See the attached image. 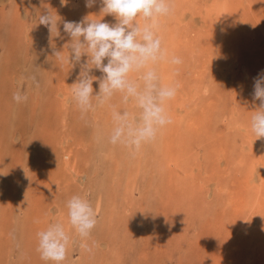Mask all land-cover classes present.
<instances>
[{"label": "rangeland", "instance_id": "374dc122", "mask_svg": "<svg viewBox=\"0 0 264 264\" xmlns=\"http://www.w3.org/2000/svg\"><path fill=\"white\" fill-rule=\"evenodd\" d=\"M228 1V7L220 11L216 0H197L189 7L188 0H173L181 14L160 18L164 47L183 61L180 65L160 63L171 66L170 83L180 84L175 103L180 111H175L177 120L166 131L175 144L159 153L172 166L170 171H162L149 165L150 161L131 168V153L119 149L123 146L117 145L113 153L105 155L96 152L91 131L110 107L82 114L71 91L80 66L72 68L54 56L53 48L65 58L70 52L65 21L90 16L111 25L116 19L101 16L99 2L89 8L85 0H66L64 4L61 0H0V264H54L41 259L37 233L58 221L53 217L56 207L66 206L72 196L94 204L99 191H103L105 205L112 206L113 197L116 202L124 200L116 207L114 225L100 227L103 215L97 214L101 221L87 240L91 251L81 247L71 226L72 244L62 264H118L114 248L121 264H228L230 257L239 256L240 249L246 256L243 264H264V251H258L260 260L252 263L248 259L254 247L246 228L257 217L238 209L241 198L244 202L247 189L258 183L257 175L264 170V137H257L251 129L253 107L257 110L261 102L254 100V88L245 87L248 75L242 64L237 63L238 69H234L238 71L234 89L224 80V72L229 71L224 60L217 67L213 65V60L230 51L221 45L220 57L219 46L212 49L218 32L207 31L209 38L201 37L208 14L207 23L221 24L227 11L234 14L229 23L236 34L246 37L242 33L245 13L237 8L247 6L248 1ZM255 1L264 4V0ZM47 10L57 20L52 33L49 26L39 24L40 15ZM238 39L242 44L244 39ZM247 63L249 70L254 67V61ZM157 67L162 79V67ZM91 74L103 76L97 69ZM132 76L136 78L135 73ZM93 89L94 93L99 91L98 81L93 82ZM17 91L27 95V101L16 103L13 94ZM111 103L124 107L120 94ZM127 107L135 114L140 111L133 105ZM153 152V156L158 155V151ZM68 153H73L70 161ZM179 159L188 166L175 169ZM132 182L133 190L127 188ZM48 202L51 210L46 208ZM127 221L132 223L131 229ZM259 247L264 250L260 240ZM106 257L110 259L105 261Z\"/></svg>", "mask_w": 264, "mask_h": 264}, {"label": "clouds", "instance_id": "9594fccd", "mask_svg": "<svg viewBox=\"0 0 264 264\" xmlns=\"http://www.w3.org/2000/svg\"><path fill=\"white\" fill-rule=\"evenodd\" d=\"M97 2L102 5L101 16L112 15L117 22L110 25L102 19H90V16L81 21H65L63 30L71 38L67 44L70 52L65 58L61 51L53 48L54 56L61 63H70L72 68L76 64L80 66L77 82L71 89L72 99L80 112L87 114L109 106L112 127L107 143L123 146L135 155L143 145L154 142L161 129L172 123L166 104L175 98L180 84L178 81L162 83L157 66L183 63L180 57L169 54L160 36V18L174 12V3L173 0H85L89 8ZM39 24L49 26L51 33L57 28V20L50 10L40 15ZM82 57L87 58L82 60ZM93 69L103 76L92 75ZM133 73L137 74L136 78ZM32 79L39 87L35 77ZM94 81H98L99 89L95 93ZM117 94L124 107L111 103ZM253 98L261 103L251 117V129L257 137H264V73L255 79ZM27 99V95L19 91L13 94L16 103ZM128 105L138 108L139 113L135 114ZM97 139L103 142L102 130L98 131ZM66 207L69 223L82 241L81 247L91 251L87 240L98 223L95 209L88 199L79 195L72 196ZM37 237L41 259L62 264L71 242L64 225L51 223L39 231Z\"/></svg>", "mask_w": 264, "mask_h": 264}, {"label": "bare ground", "instance_id": "6f19581e", "mask_svg": "<svg viewBox=\"0 0 264 264\" xmlns=\"http://www.w3.org/2000/svg\"><path fill=\"white\" fill-rule=\"evenodd\" d=\"M178 1H180V0H178ZM196 1L197 0H188V3L190 4V5H188V7L193 5L192 2H196ZM216 1H217L218 6L221 9L220 11H222L225 8L228 7V3H229L228 0H216ZM247 1H248L247 6H244L243 8H237V11L239 13H241V12L245 13L243 15V18H242V20L245 22V26H243L245 31L244 32L242 31V33H244L245 36L248 38V42L247 43L245 41L246 37H243L240 34L238 36L236 34L237 30H234L232 28L231 23H229L230 21H232V17L234 15V14L230 13V11L226 12L225 18H224V20H223V22L221 24H214V23H212V24L210 23L209 24V23H207L206 21L209 20V14H208V16L206 17V21L203 24V26H204V28L206 30H205L204 33L201 34L202 38L208 39L209 35H206L207 31H210V32L212 31L214 34H216L218 32V34H216V37L214 36V38H213V47H212V49L213 48L216 49L217 46H219L218 55L220 57L222 56V52H223V51L222 52L219 51L223 47L221 45H225V46H227V48L230 49V51L227 54V56L224 55V53H223L224 57L219 59L220 61L217 59V60H213L212 62H214L213 65H215L217 67V65L221 64L222 63L221 61L224 60L223 61L224 62V67L226 69H228L227 65L229 66L228 70L231 71V72H229V71H227V72L223 71V72H224V75H225L224 80H225L226 83L231 84L230 85L231 89H234V87H237V82H236L235 79L237 77V72L238 71L234 70L235 68L238 67L237 63L242 64V66L244 68L245 75H248L247 76L248 77V81L246 82V86H245L247 88V90H253L255 79L258 78L262 73H264V4H260V3L258 4V2L255 1V0H247ZM9 3H8L9 9L10 10L14 9V7H13L14 5L12 7H10L11 6V2H9ZM177 3L179 4V2H177ZM206 11L209 12V10H206ZM173 13L178 14V15L181 14L178 10H176V8L174 9ZM141 23H143L142 20H141ZM238 38L244 39L243 42H241L242 44L238 43V41H239ZM195 40L196 39L194 38V41ZM194 41H192V43H196ZM190 46H192V45H190ZM167 50L169 52L170 48L168 47ZM225 52H226V50H225ZM216 54H217V51H216ZM238 58H240V59H238ZM250 60L252 61V63L254 61V67L249 70V67H248L249 65H248L247 62H250ZM164 65H165V63H164ZM159 66L162 67V68H160L161 71H162L160 74H162L163 83L164 84H170V82H171L170 77H172V75L170 74V72L172 71L171 66H166L165 67V66H162L160 64H159ZM158 68L159 67H157V69ZM163 69H165L164 71H166L168 74L163 72ZM218 75H219L220 78H222V75H220V74H218ZM229 81H231V83ZM186 94L187 93H185L184 95H186ZM69 99L70 98L68 97V99L65 100V101L68 102ZM175 103H176V96H175L174 99L168 101L167 104H166V109H167L169 115L172 118V123L167 125V126H165L163 129H161V131L158 134L157 139L154 142L147 143V144L143 145L141 150L138 153H136L135 155L130 154L132 156L131 158L133 159V161H132L133 163L131 161L129 162L131 164V168L139 167L141 165V163H139V162L150 161L152 164H149V165H154L155 168L157 167L156 170H159L161 168L162 171H165V170H169L170 171V166H172L169 163L170 161H167V159L162 158L164 155H162V156L160 155L159 156V153L163 152L161 149H172L173 146H174L173 144H175V142H170L168 135H166L167 134V132H166L167 129L172 126V124L175 122V120H177L176 117H174L175 111L176 112L178 110L180 111L179 107H175L176 106ZM169 104H170V106H169ZM259 108H260V106L257 108V110H259ZM254 109H255V106L253 107V110H252V112L255 113L256 110L254 111ZM111 125H112V119H111V109H110L108 114L105 115V117L103 118V121H101V123H99L97 125V128H94L91 131V140H92L93 143H95V141H96L95 149H96V152H98L99 155H102V154L105 155L106 152L110 153V152H112V149H113V152H114L115 146L111 145L108 148L109 144L107 145V136L110 133ZM99 130L103 131V134H104L103 142H100L97 139V135H98V131ZM43 142H45V141H43ZM255 147H258V146H255ZM119 149H127V148L119 147ZM153 151H158V155L157 156L156 155L153 156L154 153H156V152H153ZM120 153H122V152H120ZM259 153H261V152H259ZM71 154H73V153H68V155H67V157H69V161H70V158H71L70 157ZM143 156H145V157H143ZM68 165H69V167L71 169L74 168L73 164L70 163ZM120 165H118V166H120ZM133 165H135V167H133ZM235 165L238 166V163H235ZM187 166H188L187 161H182L181 159H179L178 161H176L175 169H177V167L178 168H185ZM236 166H234V167H236ZM109 167L112 168L111 166H109ZM206 167L207 166H205V168ZM125 170H127V169H125ZM96 171H97V169H96ZM119 171H122V170H119ZM172 172H175V171H172ZM203 172L205 173V171H203ZM126 173H127V171H126ZM257 176H258V178L257 177L256 178L259 179V181L257 180L258 183L257 184H253L251 188L247 189V191H248L247 198L245 199L244 202H243V200L241 198V203L238 204V209L241 210L242 213L248 214V213H252L253 212L252 214H255V216L257 217V220L254 219L253 221H251L250 225L246 228V231L248 233L247 236L250 239L249 243H251L252 246L254 247V248L251 249V253L248 254L249 262H252V263L255 260H257V259L260 260L262 258V255L264 256V254L261 255V253L258 252V251L262 252L264 250L262 248H260V247L257 248L259 240H260V243H262V245H264V227H263L264 226V170H260V173ZM253 180H254V178H253ZM121 186H123V185H121ZM134 186H133V182H132L130 185L127 186V188L133 190ZM109 187H110V185H109ZM51 190H53V189H51ZM54 191L55 190H53L52 192H54ZM102 192L103 191H99L98 194H96L97 201H94V204H92V206L95 209L97 214L99 212H101V214L103 215V220L102 221L100 220L101 221V224H100L101 226L100 227H103V226L105 227V226L110 225V223L112 225H114L113 223L115 221L113 222V220H114V216L116 215V211H117L116 207H119L118 205H120V203H121V201L123 199L119 198L118 201L116 202L115 198L113 197L112 206H108V205H105L104 203H102V201H103L102 198L104 197V194ZM209 194H208V196H209ZM54 195L52 194V198L53 199H54V197H53ZM259 203L262 205V207L259 206ZM49 205H50V202H48L46 208L50 209ZM56 208H57V212H55L53 217L57 218V220H58L57 222L62 223L64 225L65 229L68 231L69 235H71L72 233L69 232L71 225L69 223V218H68V214H67V207L59 205V207H56ZM100 221H98V222H100ZM127 222H128V224L130 223L129 224V226H130L129 229H131L132 223L130 221H127ZM2 226H4V225H2ZM257 227H258V230H257ZM95 228H97V227H95ZM260 237H261V239H260ZM193 238L196 241V237L194 235H193ZM77 241L79 242V244L82 243V241L80 240L79 237L77 238ZM69 244L71 245L72 242H70ZM218 244H220V242H218ZM114 250H115L116 254L113 255V256L115 257L116 262L118 261V264H121L119 262V259L121 257L120 255H118L119 251H117L118 250L117 248H114ZM226 251H228V250H226ZM242 253H243V251H242V249H240L238 257H230V261H229V257L226 256L225 260L230 262V263L228 262V264H243L242 258H245L246 256H243ZM180 256H181V254H178V260H179ZM107 259H110V257H106L105 261H107ZM180 262L182 263V256L180 258ZM183 264H184V262H183Z\"/></svg>", "mask_w": 264, "mask_h": 264}]
</instances>
